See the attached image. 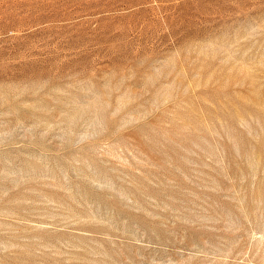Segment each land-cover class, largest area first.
I'll use <instances>...</instances> for the list:
<instances>
[{
    "label": "rangeland",
    "instance_id": "1",
    "mask_svg": "<svg viewBox=\"0 0 264 264\" xmlns=\"http://www.w3.org/2000/svg\"><path fill=\"white\" fill-rule=\"evenodd\" d=\"M0 264H264V0H0Z\"/></svg>",
    "mask_w": 264,
    "mask_h": 264
}]
</instances>
